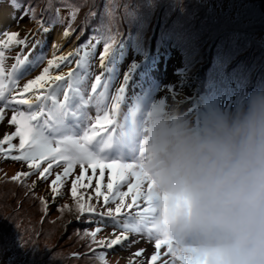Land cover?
I'll return each mask as SVG.
<instances>
[{
    "label": "snow or ice",
    "instance_id": "1",
    "mask_svg": "<svg viewBox=\"0 0 264 264\" xmlns=\"http://www.w3.org/2000/svg\"><path fill=\"white\" fill-rule=\"evenodd\" d=\"M10 2L14 10L22 7L17 0ZM59 3L60 7L70 9L67 18L60 16V7H56L51 18L45 19L43 13L52 11L49 0L38 19L31 5L23 6L21 19L28 16L37 20L40 32L45 34L57 25L63 26L62 36L68 38L76 31L72 25L79 7L70 0H59ZM92 15L95 16V12ZM33 45L39 46L35 41ZM28 47L27 37L21 38L18 32H0V123L10 112L7 123L14 127V131L0 138V159L21 162L27 168L12 176L11 182L31 193L36 183L27 185L29 177L37 175L40 181H48L54 167L62 169L49 184L51 200L55 202L68 179L74 177L70 187L74 206L64 205L57 211L61 218L67 210L77 220L95 226L91 231L85 229L81 237L90 238L92 251H95L93 245L106 249L126 248L138 242L130 236L139 235L154 245L149 264H157L162 256L169 258L162 259L161 264H198L178 251L169 239L158 235L154 228V217L150 215L152 184L137 162L140 153L135 117L142 105L136 101L126 112L121 111L129 79L127 74L123 84L110 94L117 78L108 61L116 45L113 42L104 44L99 56L101 72L95 76L92 72L95 48L89 51L90 45L86 43L79 44L66 55H55L47 60L39 54L30 59L28 53L20 51L13 58L14 62L7 65L8 53L13 48ZM60 47L53 44L57 51ZM45 60L47 66L40 74L21 85L20 82ZM72 64L75 67H71ZM62 65L70 70L64 73ZM89 80L93 81L90 88ZM77 168L79 173L74 175ZM89 188L94 195L87 193ZM40 203L47 215L49 200L41 197ZM109 225L114 230L112 236L97 240L103 227ZM116 230L119 235L115 234ZM143 252L144 249H140L133 256L141 257ZM95 258L99 264H108L104 251Z\"/></svg>",
    "mask_w": 264,
    "mask_h": 264
},
{
    "label": "rangeland",
    "instance_id": "2",
    "mask_svg": "<svg viewBox=\"0 0 264 264\" xmlns=\"http://www.w3.org/2000/svg\"><path fill=\"white\" fill-rule=\"evenodd\" d=\"M25 1L33 6L37 19L49 4V0ZM146 1L122 0L117 5L116 0H70L71 4L79 7L77 19L72 25L74 29L81 26L82 18H87V20H93L92 23L97 26L105 28L109 35L114 33V37H124L121 34L122 25L128 22L132 24L131 31L135 32L138 44L148 43L147 48L156 49V53L158 48H154L150 40L157 45H162L165 39L169 38L175 43L174 48L170 49L171 56L167 59L157 60L153 70H148L143 77H138L135 74L138 69L136 63L140 61L131 57L132 46H129L125 54V59L129 63L125 66V62H119L117 65L119 72L115 76L117 79L110 93H115V90L123 84L124 75L127 74L129 76L127 87L130 85L132 88L129 92L126 88V102L130 104L124 112L136 101L141 102L142 106L151 105L161 99L167 103L172 99V103H177L191 93L198 84H209V81L205 83L197 75L199 65L184 66L189 61L183 55L188 51L194 63H197L199 59L198 54L203 53L207 55V58L210 57L211 46L206 45L211 39L217 51L224 55L237 54L243 48L244 52L239 57L246 55L243 66H246L245 75L249 76L248 85L252 87L256 81L259 87L264 86V67L261 68L264 65V0H189L190 5L185 3L188 0H178L179 3L176 4V7L173 6L176 9L175 13L167 16L162 12L164 7H161L168 3L167 0H148L152 5L153 13L149 20L145 21L143 7ZM51 3L52 11L43 13L47 19L51 18L56 7H60L59 0H51ZM179 4L180 7H178ZM210 6L215 8L212 9ZM227 7L228 11L224 10ZM60 9V16L67 18L70 9L64 7H60ZM93 12H95V16H90ZM194 12L195 18H192ZM17 13L18 11L13 12L8 4H5V1L0 0V17L8 15L15 17L9 28L11 32H18L20 36L27 35L29 45L30 36L38 37L36 42L39 46H35L32 52H28L30 59L38 54L44 55L46 60L55 55H66L76 48L78 40L82 37L84 39L93 37L84 30L81 31L84 26H81L77 34H72L68 38L62 36L64 28L60 25L47 34L41 33L35 28L27 31L28 18L21 19L19 17L18 19ZM199 15H206V18L200 19ZM156 27L159 33L156 31ZM150 30L153 35L149 37V40L147 31ZM106 42L109 41L105 38L104 44ZM54 43L61 46L59 51L53 48ZM27 49L13 48L8 53L10 58L6 61L7 65L10 66L14 62L13 58L18 52H26ZM143 57L142 53L139 58ZM46 60L42 64L44 67L47 66ZM61 67L64 73L69 71L68 68H63V65ZM39 70L40 67L31 71L20 82L21 85L27 80L33 79L34 74H36L35 76L39 75L41 72ZM53 71L58 70L53 69ZM95 72L94 76L100 74V63H98ZM28 76L30 77L27 78ZM205 78H207V73ZM170 93H172L171 97ZM124 105L125 103L122 104V108ZM10 115L9 112L6 118H10ZM8 125L6 119L0 123V133ZM12 131L14 129L8 130L6 133ZM26 170V165L21 162L10 163L0 159V264H99L95 257L100 251L106 253L108 264H130V262L146 264L144 256L147 258L150 255L151 251H147V248H151L153 243L141 236H130L131 240L138 242L132 243L126 248L117 246L114 249H100L97 246L96 248L99 250L92 251L91 249L90 252H86L90 248V238L82 239L81 237L85 229L91 231L95 226L79 224L75 215L67 210L61 218V213L57 211L64 205L74 206L70 195L71 183L66 182L61 190L62 195L53 202L49 189L52 179L43 184V181H39L35 176L29 177L27 185L31 186L33 182L36 183V187L31 193L25 187L11 182V177L17 172ZM80 191L84 192L85 190L80 189ZM86 191L91 194L89 189ZM41 197L49 200L47 215L42 211ZM92 202L96 203L95 199ZM113 231L110 225L103 227V230L97 235V240L111 237ZM115 234L119 235V230H116ZM144 241L147 244L143 246ZM94 246L92 247L94 248ZM140 249H144L143 255L135 258L133 254ZM163 258L162 256L157 264H161Z\"/></svg>",
    "mask_w": 264,
    "mask_h": 264
},
{
    "label": "clouds",
    "instance_id": "3",
    "mask_svg": "<svg viewBox=\"0 0 264 264\" xmlns=\"http://www.w3.org/2000/svg\"><path fill=\"white\" fill-rule=\"evenodd\" d=\"M1 17L10 31L15 19ZM135 119L157 234L198 264H264V87L230 110L182 111L161 99Z\"/></svg>",
    "mask_w": 264,
    "mask_h": 264
},
{
    "label": "trees",
    "instance_id": "4",
    "mask_svg": "<svg viewBox=\"0 0 264 264\" xmlns=\"http://www.w3.org/2000/svg\"><path fill=\"white\" fill-rule=\"evenodd\" d=\"M167 1H168V3H166L164 5V13H167L169 11V9L171 8V6L179 3L178 0H167ZM193 5H195V4H193ZM195 8H197L196 5H195ZM211 8L214 9L215 7L212 6ZM224 10L228 11V7ZM199 16H200V19L206 18V15H199ZM193 18H195V12L193 14ZM92 21L93 20L88 21L90 28H87L86 32L89 34H93L94 37H98L101 31H102V33H104V31H103L104 28L97 26L94 23L92 24ZM131 26H132V24L127 23V22L122 25L123 28H122L121 34L124 37H114V34H113V36L111 38V42H113L114 45H116V47L113 51L115 57L116 58L125 57V54L128 51L129 46L131 47L132 43H136L138 48L141 51L145 52L148 57H150L151 54H149V52H146L144 50L145 45H141V47H142L141 48L140 45L138 44V38L135 37V32L131 31ZM155 29H158V28H155ZM147 35H150V31H147ZM95 41H96V39H95ZM172 42L174 45L175 44L174 41H172ZM211 43H212V40H210L206 46H211ZM98 47H99V44H98ZM169 47L170 46L168 44H164L161 48H159L160 53H159V55H157V53H156V57L157 58H159L160 56L165 57L168 54ZM135 51L136 50L133 49V47H132L130 54H131V57H133V58H136L137 56H139L137 54V52L135 53ZM243 52H244V49L242 48V50H240V52L237 54L234 53L233 55H225V57L231 56L230 58L226 59L220 53H218V55H217L216 48L214 46H211L210 53H211L212 57L209 59V57L207 58L206 54H203V53L198 54L199 59H198L197 63H194L192 61L190 55H189V52L186 51L185 54L183 55V57L186 60H188L189 62L184 64V66L185 65H192V66L199 65L198 66L199 71H198L197 75L201 79L202 78L205 79L206 73H207V75L209 74V86H208L209 90H203V92L201 91L200 94L197 93L198 95L196 97L199 98L200 95L205 96V94L208 91L209 99H210L212 104H213V102H215L216 105H222V104H219V101H220V102L231 103L232 105L235 106L236 104H238L240 102V100H242L245 97V95L247 93H249L253 89L257 88V87H255V82H254V85L252 87H250L248 85L249 79H244V74L240 70L241 66H243L241 64H243V61L246 60V55H244L243 57H239L240 54H242ZM123 60H124V58H123ZM226 62H228V63L226 64ZM232 64H234V65H232ZM245 67L246 66H243V68H245ZM263 67H264V65L261 66V68H263ZM242 71H244V69H242ZM231 73H233V74H231ZM262 87H264V86H262ZM204 96H202V97H204ZM90 250H91V248H89L86 252H90Z\"/></svg>",
    "mask_w": 264,
    "mask_h": 264
},
{
    "label": "bare ground",
    "instance_id": "5",
    "mask_svg": "<svg viewBox=\"0 0 264 264\" xmlns=\"http://www.w3.org/2000/svg\"><path fill=\"white\" fill-rule=\"evenodd\" d=\"M3 20H4V18L3 17H0V25L2 24ZM7 31H8V29H7Z\"/></svg>",
    "mask_w": 264,
    "mask_h": 264
}]
</instances>
